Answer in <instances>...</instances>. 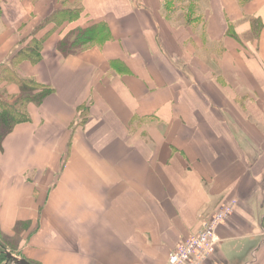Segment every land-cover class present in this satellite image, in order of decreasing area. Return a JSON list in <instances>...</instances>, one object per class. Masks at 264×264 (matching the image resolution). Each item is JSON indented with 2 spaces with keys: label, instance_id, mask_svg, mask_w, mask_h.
I'll list each match as a JSON object with an SVG mask.
<instances>
[{
  "label": "crops",
  "instance_id": "obj_1",
  "mask_svg": "<svg viewBox=\"0 0 264 264\" xmlns=\"http://www.w3.org/2000/svg\"><path fill=\"white\" fill-rule=\"evenodd\" d=\"M0 19V64L33 36L18 70L50 89L0 139L24 259L168 264L234 202L202 264H264V0H0Z\"/></svg>",
  "mask_w": 264,
  "mask_h": 264
},
{
  "label": "trees",
  "instance_id": "obj_2",
  "mask_svg": "<svg viewBox=\"0 0 264 264\" xmlns=\"http://www.w3.org/2000/svg\"><path fill=\"white\" fill-rule=\"evenodd\" d=\"M75 9L78 10V7L72 9L73 13ZM40 48V42L31 36L23 47L14 51L8 61L0 64V88L5 92V96L0 97V139L16 123L29 119L27 105L30 102L41 100L50 91L47 86L23 76L18 70L20 61H36L40 57ZM9 88L17 91L18 96L9 93Z\"/></svg>",
  "mask_w": 264,
  "mask_h": 264
},
{
  "label": "built area",
  "instance_id": "obj_3",
  "mask_svg": "<svg viewBox=\"0 0 264 264\" xmlns=\"http://www.w3.org/2000/svg\"><path fill=\"white\" fill-rule=\"evenodd\" d=\"M234 202L223 203L202 223L201 230L182 240L168 255V264H202L219 242V225L230 215Z\"/></svg>",
  "mask_w": 264,
  "mask_h": 264
},
{
  "label": "rangeland",
  "instance_id": "obj_4",
  "mask_svg": "<svg viewBox=\"0 0 264 264\" xmlns=\"http://www.w3.org/2000/svg\"><path fill=\"white\" fill-rule=\"evenodd\" d=\"M5 22L0 19V29L4 26ZM5 96V92L0 88V97ZM18 95H15V97ZM18 238L17 236H6L0 233V264H21L18 262L19 259L23 258L20 255L19 249L17 248ZM4 250H7L5 252ZM13 253L16 255V259L11 260L7 258V253Z\"/></svg>",
  "mask_w": 264,
  "mask_h": 264
},
{
  "label": "flooded vegetation",
  "instance_id": "obj_5",
  "mask_svg": "<svg viewBox=\"0 0 264 264\" xmlns=\"http://www.w3.org/2000/svg\"><path fill=\"white\" fill-rule=\"evenodd\" d=\"M5 252H7V250H4ZM7 255V258H9V259H11V260H14V259H16V255H14L13 253H7L6 254Z\"/></svg>",
  "mask_w": 264,
  "mask_h": 264
},
{
  "label": "water",
  "instance_id": "obj_6",
  "mask_svg": "<svg viewBox=\"0 0 264 264\" xmlns=\"http://www.w3.org/2000/svg\"><path fill=\"white\" fill-rule=\"evenodd\" d=\"M18 262L21 264H32L31 262H29L28 260H26L24 258L19 259Z\"/></svg>",
  "mask_w": 264,
  "mask_h": 264
}]
</instances>
